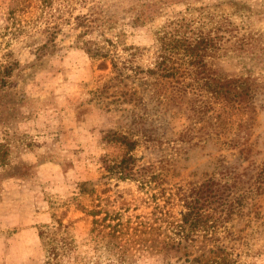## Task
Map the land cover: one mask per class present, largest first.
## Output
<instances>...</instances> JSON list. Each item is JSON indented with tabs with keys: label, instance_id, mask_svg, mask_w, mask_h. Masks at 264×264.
Listing matches in <instances>:
<instances>
[{
	"label": "rangeland",
	"instance_id": "374dc122",
	"mask_svg": "<svg viewBox=\"0 0 264 264\" xmlns=\"http://www.w3.org/2000/svg\"><path fill=\"white\" fill-rule=\"evenodd\" d=\"M140 4L148 7L133 27ZM187 6L208 7L232 30L215 62L220 74L250 75L256 83L252 111L228 110L216 127L210 118L188 119L183 107L154 92V79L116 80L109 60L85 53V44L101 39L93 21L114 16L112 33L146 49L142 56L118 54L146 67L155 32ZM77 16L90 20L88 28L76 27ZM48 30L56 33L54 45L42 49ZM132 93L137 100L129 103ZM112 133L137 141L133 155L139 170L150 167L143 173L150 183L109 178L105 167L124 154L103 140ZM263 166L264 0H54L46 8L40 0H0V264H45L38 229L53 215L72 225L77 245L59 264H181L173 251L149 248L142 235L125 256L115 257L105 242L94 249L87 213L145 219L155 212L154 196L162 204V190L168 196L210 178L234 183L244 197L226 244L240 264H264ZM82 182L93 196L79 195ZM170 211L177 217L179 207Z\"/></svg>",
	"mask_w": 264,
	"mask_h": 264
},
{
	"label": "trees",
	"instance_id": "16d2710c",
	"mask_svg": "<svg viewBox=\"0 0 264 264\" xmlns=\"http://www.w3.org/2000/svg\"><path fill=\"white\" fill-rule=\"evenodd\" d=\"M54 0H40L46 8ZM136 10L139 14L131 19L135 27L143 20L142 9L148 5L140 4ZM134 12L132 9L129 12ZM76 27L88 28L90 20L86 16H77ZM93 23L99 30L101 39L98 42L85 44V53L95 61H110L116 80L154 79L163 98L178 108L183 107L187 118L201 121L210 118L212 127L222 121L228 110L251 112V104L255 95L256 83L252 76L226 77L216 68V60L226 34L227 25L206 6L185 7L183 11L173 14L155 32V50L148 66L132 65L130 59L122 58L117 49L130 57L142 56V50L126 45L125 34L112 33L116 29L115 17L95 19ZM142 23V22H141ZM55 32L48 30L47 42L42 49L54 45ZM49 44V45H47ZM132 93L129 103L137 100ZM125 101V100H124ZM127 102V101H125ZM220 108L216 110V107ZM209 114V117H208ZM214 129V128H213ZM216 129L213 130L215 132ZM181 141L189 140V133L180 136ZM107 143L116 144L124 149L122 158L112 161L105 170L117 180L142 183L150 180L143 173L149 166L141 170L133 155L137 141L126 135L117 133L103 137ZM148 167V168H147ZM264 176V166L261 170ZM149 177V176H148ZM79 195L91 197L94 189L88 182L78 184ZM233 183L222 182L213 178L187 190L182 188L165 194L162 190V204L155 203V212L145 219L127 218L121 214H109L93 209L87 215L92 217L90 238L96 249L105 242L115 254L125 256L130 242L142 236L147 237L149 248L160 251H173L181 264H240L233 247L226 242L232 241L230 224L242 212L244 197L236 191ZM172 206L179 207L177 217L171 215ZM70 223L51 216L50 224L41 225L38 238L44 249L45 264H59L62 258L72 257L77 248ZM99 240V242H98ZM201 253L194 255L198 246ZM70 257V258H71Z\"/></svg>",
	"mask_w": 264,
	"mask_h": 264
}]
</instances>
